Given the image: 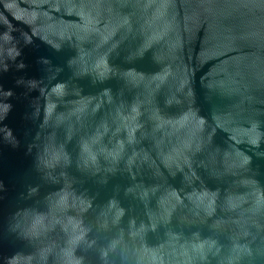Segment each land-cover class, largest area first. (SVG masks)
Returning <instances> with one entry per match:
<instances>
[{
  "label": "water",
  "instance_id": "1",
  "mask_svg": "<svg viewBox=\"0 0 264 264\" xmlns=\"http://www.w3.org/2000/svg\"><path fill=\"white\" fill-rule=\"evenodd\" d=\"M0 264H264V0H0Z\"/></svg>",
  "mask_w": 264,
  "mask_h": 264
}]
</instances>
